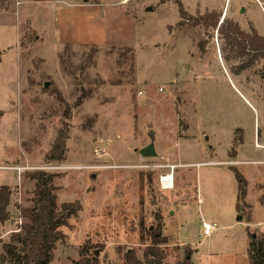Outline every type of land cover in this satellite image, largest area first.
I'll return each instance as SVG.
<instances>
[{
	"label": "rangeland",
	"instance_id": "374dc122",
	"mask_svg": "<svg viewBox=\"0 0 264 264\" xmlns=\"http://www.w3.org/2000/svg\"><path fill=\"white\" fill-rule=\"evenodd\" d=\"M179 3L264 35V0H0V185L12 191L0 252L18 206L32 205L25 173L42 169L57 175L58 204H81L49 264H73L82 246L99 264H126L128 251L145 264L156 215L164 264L185 245L193 264H249L248 232L264 234V59L238 71L243 59L213 28L183 20ZM64 121L65 160L46 163ZM229 165L247 181L243 201Z\"/></svg>",
	"mask_w": 264,
	"mask_h": 264
},
{
	"label": "trees",
	"instance_id": "16d2710c",
	"mask_svg": "<svg viewBox=\"0 0 264 264\" xmlns=\"http://www.w3.org/2000/svg\"><path fill=\"white\" fill-rule=\"evenodd\" d=\"M178 11L183 20L188 23L216 30L225 46L243 59L238 66V71L251 67L258 59H264V35L259 34L254 28L246 32L236 21L226 17L221 18L220 13L216 11L191 17L181 3L178 5ZM67 48L68 45L65 44L58 57L63 70L71 73L67 65H64L63 59V53ZM90 48L92 53H96V46H90ZM92 53L85 56V62L92 61ZM84 97L85 95L80 94L74 104L79 105ZM69 116L70 111L67 110L63 117L66 120ZM67 138L68 123L64 121L50 149L44 155L46 163H60L65 160ZM237 142L238 140L234 139L233 146ZM230 168L237 182V200L243 201L247 192V181L235 166ZM25 175L34 181L32 205L18 206L19 218L22 222L18 224V231L12 232L9 241L2 243L0 264H49L53 259L56 242L64 237L61 228L67 226L69 218L76 216L81 210V204L78 201L57 203L55 173L38 169L26 172ZM11 195L12 191L8 185H0V223H5L11 217L8 209ZM237 208L239 209L238 203ZM155 219L156 230L149 233L150 241L142 252L145 264H164L166 255L161 248L167 242V238L161 234V216L156 215ZM185 246L183 257L178 264H193L192 249L188 245ZM124 257L126 264H142L133 251L126 252ZM247 258L249 264H264V234L248 232ZM73 264H99L98 255L88 247L82 246L79 258Z\"/></svg>",
	"mask_w": 264,
	"mask_h": 264
},
{
	"label": "crops",
	"instance_id": "0c3cea01",
	"mask_svg": "<svg viewBox=\"0 0 264 264\" xmlns=\"http://www.w3.org/2000/svg\"><path fill=\"white\" fill-rule=\"evenodd\" d=\"M75 7V6H74ZM89 15L90 16H88L87 18H92L93 16H91V15H93L92 13H90L89 12ZM98 15H95V17H97ZM95 17H93V18H95ZM255 29V28H254ZM256 30V29H255ZM257 31V30H256ZM258 32V31H257ZM79 33H82V31H79ZM259 33V32H258ZM103 38H104V36H102ZM103 38H102V40L100 39L99 41H98V43H96V42H94L95 43V45H101L102 44V42H103ZM66 39V38H65ZM65 39H63L62 40V42H65L66 40ZM68 42H70V43H76V44H84V42L83 41H80L79 39H76V38H70V39H68ZM234 158V157H233ZM235 160V162L236 163H240V162H247V161H239V160H236V159H234ZM219 162H222V163H225V162H223V161H219ZM228 165V164H227ZM229 166H233V165H229Z\"/></svg>",
	"mask_w": 264,
	"mask_h": 264
},
{
	"label": "water",
	"instance_id": "95a60500",
	"mask_svg": "<svg viewBox=\"0 0 264 264\" xmlns=\"http://www.w3.org/2000/svg\"><path fill=\"white\" fill-rule=\"evenodd\" d=\"M150 9V8H148ZM241 11H243V8H241ZM150 134H152L153 132L150 131L149 132ZM141 153L145 156H152V155H155V151L153 149V146L151 144L147 145L146 147H144L142 150H141ZM95 253L97 254L98 252L95 251Z\"/></svg>",
	"mask_w": 264,
	"mask_h": 264
},
{
	"label": "bare ground",
	"instance_id": "6f19581e",
	"mask_svg": "<svg viewBox=\"0 0 264 264\" xmlns=\"http://www.w3.org/2000/svg\"><path fill=\"white\" fill-rule=\"evenodd\" d=\"M163 187L164 188H171L172 187V182H173V179H172V175L171 174H167V175H163ZM162 187V188H163Z\"/></svg>",
	"mask_w": 264,
	"mask_h": 264
},
{
	"label": "built area",
	"instance_id": "2783aa9c",
	"mask_svg": "<svg viewBox=\"0 0 264 264\" xmlns=\"http://www.w3.org/2000/svg\"><path fill=\"white\" fill-rule=\"evenodd\" d=\"M263 12H264V9H263ZM159 181H160V186L162 187V183H163V177L162 176H160V178H159ZM202 227H203V231H204V234H208L209 233V231L211 230V228H212V226H210L208 223H206V222H203L202 223Z\"/></svg>",
	"mask_w": 264,
	"mask_h": 264
}]
</instances>
